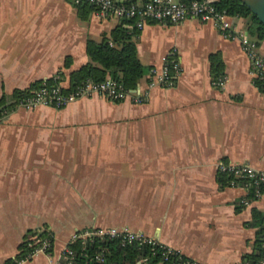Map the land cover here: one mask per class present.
Masks as SVG:
<instances>
[{"label":"crops","instance_id":"obj_1","mask_svg":"<svg viewBox=\"0 0 264 264\" xmlns=\"http://www.w3.org/2000/svg\"><path fill=\"white\" fill-rule=\"evenodd\" d=\"M75 4L0 0L3 104L57 72L66 85L88 61L86 40L118 23L93 9L82 17ZM229 21L248 35L242 18ZM136 30L143 66L158 68L175 50L173 85L148 88L145 74L136 85L146 91L140 103L91 96L59 109L15 107L0 121V264L35 238L29 231L42 230L50 256L35 251L16 264H52L71 232L86 227L139 231L199 264H241L251 251L249 222L252 210L264 212V195L242 205L246 192L220 183L215 163L264 171V81L249 73L237 40L221 37L212 22L148 21ZM257 52L264 60V42ZM211 55L221 86L212 84Z\"/></svg>","mask_w":264,"mask_h":264},{"label":"built area","instance_id":"obj_2","mask_svg":"<svg viewBox=\"0 0 264 264\" xmlns=\"http://www.w3.org/2000/svg\"><path fill=\"white\" fill-rule=\"evenodd\" d=\"M83 1L94 8V13L99 17L111 16L116 19L125 18L132 20V27L141 29L148 21L179 23L185 19L193 18L202 22H212L221 37L235 39L244 55L250 60L249 73L254 79L264 81V60L257 52V44L245 33L236 30L230 23L229 16L223 10H217L214 6L216 0H143L141 2H124V0H74ZM180 72V67L175 58V50H168L161 57V64L157 67H149L146 74V86L169 87L174 84L175 78ZM216 86L222 85L221 79L212 82ZM65 85L56 76L53 77L52 85L42 83L31 91L27 96L22 97L16 107L32 108L36 106H49L55 109L62 108L80 98L91 96H102L110 101H121L130 99L132 102L140 103L146 96V91L140 92L138 87L129 91L121 83L110 78L102 81L85 79L71 91L64 92ZM10 112L0 111V121ZM218 173H225L229 176L227 185L230 187H241L245 192L251 191L249 197L240 199L242 205L264 195L261 185L264 184V171L254 169L244 163L219 160L215 163ZM93 238L116 240L121 245L135 243L137 245L148 244L151 249L158 247L164 249V253L177 251L164 246L155 238L147 236L139 231H133L126 227H86L74 229L61 250L59 258L52 264H71L73 251L69 244L75 241L83 242ZM51 243L48 239H42L34 248L33 252L39 251L50 256ZM32 252V253H33ZM95 261H102V251L93 257ZM261 263L264 264V254ZM177 264H199L196 260L185 258ZM246 264V263H241Z\"/></svg>","mask_w":264,"mask_h":264},{"label":"trees","instance_id":"obj_3","mask_svg":"<svg viewBox=\"0 0 264 264\" xmlns=\"http://www.w3.org/2000/svg\"><path fill=\"white\" fill-rule=\"evenodd\" d=\"M132 1L134 2V0H124V2ZM183 1L189 2L191 0ZM75 6L78 14L82 17L85 15V9L94 10L91 5L83 1L76 2ZM214 6L217 10H223L228 16L242 18L249 37L257 45L259 42H264V26L239 0H216ZM131 24V19L119 18L117 25L110 29L108 33L103 34L98 41L87 39L85 53L88 61L67 74V83L62 91H71L85 79L97 82L105 78L118 81L129 91L134 90L138 81L143 75L147 74L149 67L143 66L137 58L134 44L137 30ZM209 59L211 62L210 71L213 73L212 77L217 79L220 76L218 74V66H220L218 60L214 55H211ZM54 76L62 81L61 73L57 72L42 82H35L28 89L16 92L14 103L3 104L0 100V111L11 112L22 97L31 93V89H36L42 83L52 85ZM228 178L227 174L219 173L218 181L227 183ZM261 189L264 190V184L261 185ZM250 195L251 191L248 190L246 196L249 197ZM249 226L254 228L251 251L241 256V263L262 264L261 260L264 254V212L252 210ZM28 234H36V236L31 239L26 237L19 244V252L10 261L11 264L27 259L42 239H48L51 243V237L47 230L29 231ZM35 239L38 241L35 242ZM69 247L73 251L71 264H134L139 260L144 264H177L185 259L174 252L164 253V249L156 246L151 249L148 244L129 243L121 245L116 240L98 238L86 239L83 242L75 241L70 243ZM49 250H51V247ZM99 251H102V261H95L93 257Z\"/></svg>","mask_w":264,"mask_h":264},{"label":"water","instance_id":"obj_4","mask_svg":"<svg viewBox=\"0 0 264 264\" xmlns=\"http://www.w3.org/2000/svg\"><path fill=\"white\" fill-rule=\"evenodd\" d=\"M264 26V0H239Z\"/></svg>","mask_w":264,"mask_h":264}]
</instances>
